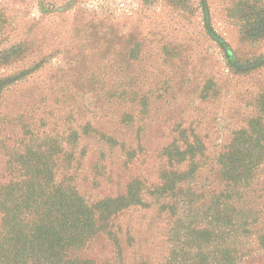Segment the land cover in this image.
<instances>
[{"label":"rangeland","instance_id":"rangeland-1","mask_svg":"<svg viewBox=\"0 0 264 264\" xmlns=\"http://www.w3.org/2000/svg\"><path fill=\"white\" fill-rule=\"evenodd\" d=\"M256 140L264 0H0V203L114 211L66 264H264Z\"/></svg>","mask_w":264,"mask_h":264},{"label":"trees","instance_id":"trees-1","mask_svg":"<svg viewBox=\"0 0 264 264\" xmlns=\"http://www.w3.org/2000/svg\"><path fill=\"white\" fill-rule=\"evenodd\" d=\"M256 147L259 152V162H261L264 146L258 140L255 144L252 142L247 152L249 154L251 149ZM236 162L238 167L232 172L234 175L232 178L242 180L244 173L248 172L249 175L252 170L242 158L239 160L237 157ZM15 180H18V177H15ZM58 192L59 197L56 198L58 202L52 205V211L58 209L57 212L62 211V214L56 215L54 222L46 212L47 215L44 213L41 218L35 216L33 220H30V210L25 209L23 216H18L14 213L15 205L8 207L5 202L0 203V215L6 219L0 230V264H29L30 262L33 264H66L65 259L59 258L58 250L65 251V247L68 250L76 247L79 250L82 249L85 242L96 235L102 225L105 227L113 215L114 211H109L107 204L105 207H89L72 189L69 193L61 189ZM65 196H67L66 199ZM20 197L22 198L20 200L24 199L22 195ZM75 197L81 200V204ZM115 202L120 204L122 199H116ZM25 204H27L26 207L29 206V202ZM119 210L121 209L115 212ZM47 219L50 221L48 222ZM36 236H39L37 243L34 241ZM7 247L11 249L10 258L2 255L3 248ZM90 262L75 259L69 261L68 264H90Z\"/></svg>","mask_w":264,"mask_h":264}]
</instances>
